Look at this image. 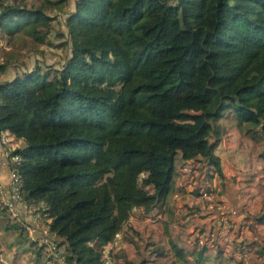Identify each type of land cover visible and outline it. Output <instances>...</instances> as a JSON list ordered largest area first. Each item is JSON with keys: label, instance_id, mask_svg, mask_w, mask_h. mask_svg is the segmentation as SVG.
<instances>
[{"label": "trees", "instance_id": "obj_1", "mask_svg": "<svg viewBox=\"0 0 264 264\" xmlns=\"http://www.w3.org/2000/svg\"><path fill=\"white\" fill-rule=\"evenodd\" d=\"M66 1L0 5L4 33L42 44L52 4L66 14L69 51L59 67L37 63L0 81V132L23 140L8 156L19 158L21 200L43 203L50 245L65 244L68 264H102L132 210L170 192L177 158L201 156L206 177L222 175L223 118L262 144L264 160V0H76L70 12Z\"/></svg>", "mask_w": 264, "mask_h": 264}, {"label": "crops", "instance_id": "obj_2", "mask_svg": "<svg viewBox=\"0 0 264 264\" xmlns=\"http://www.w3.org/2000/svg\"><path fill=\"white\" fill-rule=\"evenodd\" d=\"M223 121L224 130L214 149L222 175L214 174L205 178L218 187V197L224 203L231 226L227 230L219 226L218 238L215 243L206 246L201 262L264 264V223L258 221V214L264 212V194L254 187L260 162L252 155L249 141L241 136L232 116L228 115ZM22 144V139L11 136L7 131L0 132V186L4 198L19 211L21 219L32 229L20 232L7 228L6 225L12 222L5 217L8 214L4 211L0 212V223L7 229L8 236L12 237L9 244L14 241L11 252L14 249V254L21 255L23 259H19L18 255L15 258L21 260L22 264H47L44 248L39 254L32 250L39 246L40 238L48 232L49 219L39 211L43 203H25L21 200L9 176L8 150ZM200 162L176 159L170 192L147 212L141 208L132 210L113 240L102 247V264H160L172 259L180 264L193 263V253L199 247L185 242V238L194 241L200 228L218 226L216 212L206 209L204 202L196 197L200 178L189 168L201 165ZM179 181L182 183L179 184ZM175 193L179 195L176 198ZM155 214L159 217L154 218ZM170 241L187 252L185 262L174 256ZM57 244L55 251L64 254L65 244ZM245 247H248L246 256L235 254ZM56 264L60 263L56 261Z\"/></svg>", "mask_w": 264, "mask_h": 264}, {"label": "rangeland", "instance_id": "obj_3", "mask_svg": "<svg viewBox=\"0 0 264 264\" xmlns=\"http://www.w3.org/2000/svg\"><path fill=\"white\" fill-rule=\"evenodd\" d=\"M44 1L45 0H0V5H2V2L8 4L18 3L34 8L41 3H45ZM168 1L173 2V0ZM75 2L76 0H67L64 10L66 12L74 10ZM47 12L57 16L52 20L50 34L42 44H36L32 37L25 31L19 30L12 35H8L0 28V64H5V69L2 72L0 71V81L8 80L15 75H21L23 71L34 68L37 63L43 66L48 64L59 67L66 58L69 52L68 46L64 44V41L68 38L65 24L66 14L57 11L52 4H48ZM59 31L63 33V36H59ZM224 122L225 121L221 123L223 124ZM261 146L262 144L260 143L256 144V147H252L250 144L252 155L260 162L258 177H256L257 180H254L256 182V184L254 183V187L257 191H261V194H264V160L258 158ZM209 170H211V166ZM246 192L247 194L249 193V191ZM5 213L7 212L5 211ZM5 217L8 219L9 216L6 215ZM6 231L7 229L0 223V264H22L21 260H19L23 259L21 255L14 254V249L11 252L14 241L9 244L12 237L8 236V232ZM32 250H35L36 253L35 247L32 248ZM244 251H248V247H245ZM15 255H18L19 259L15 258ZM32 259L33 258H30V260Z\"/></svg>", "mask_w": 264, "mask_h": 264}, {"label": "built area", "instance_id": "obj_4", "mask_svg": "<svg viewBox=\"0 0 264 264\" xmlns=\"http://www.w3.org/2000/svg\"><path fill=\"white\" fill-rule=\"evenodd\" d=\"M9 176L12 180V182L16 185V190L19 192V176L15 170V165L14 163H18L19 158L18 156H11V158H9ZM199 163V162H198ZM200 164H197L195 166H193L192 168H189V171L194 173L195 175L199 176L200 181L198 182L196 189L198 192V195H196V197L200 200H202L204 202V207L206 209H209L212 212H216V219H217V223L218 226L214 225V226H210L207 227L205 226L204 228H200L195 236L194 241H191L190 238H185V242L187 243H191L195 246L201 247L203 245H211L213 243H215V241L218 238V231H219V226L223 227L224 229H229V227L231 226L229 217L227 215V213L225 212L224 209V203L220 200V198L218 197V187H215L213 184L210 183V181L208 179H206V175H205V171H206V165H204L203 162H200ZM179 184H181L182 182L179 181ZM175 198L178 197L179 195L177 193H175ZM0 202L2 204H4L7 209V214L8 216L15 222H18L19 224H21V216L19 211L15 210L8 202L7 200L4 198L3 192H2V188L0 186ZM153 217H159L156 214L153 215ZM151 217V218H153ZM25 228L27 230H31L32 227L29 224H25L24 225ZM242 230V228L240 229ZM242 232V231H241ZM239 234H242L239 232ZM39 244L42 245V247L46 250L47 252V256L45 258V261L47 264H56V261H58L60 264H68L64 254H60L57 251H55V249L50 245L49 243V237L46 234L45 236L43 235L40 240H39ZM237 256H246L247 255V251H244V248L238 252L235 253Z\"/></svg>", "mask_w": 264, "mask_h": 264}, {"label": "water", "instance_id": "obj_5", "mask_svg": "<svg viewBox=\"0 0 264 264\" xmlns=\"http://www.w3.org/2000/svg\"><path fill=\"white\" fill-rule=\"evenodd\" d=\"M198 160H202V157L201 156H197V157L191 159L190 161H198Z\"/></svg>", "mask_w": 264, "mask_h": 264}, {"label": "clouds", "instance_id": "obj_6", "mask_svg": "<svg viewBox=\"0 0 264 264\" xmlns=\"http://www.w3.org/2000/svg\"><path fill=\"white\" fill-rule=\"evenodd\" d=\"M200 161H202V160H200Z\"/></svg>", "mask_w": 264, "mask_h": 264}]
</instances>
